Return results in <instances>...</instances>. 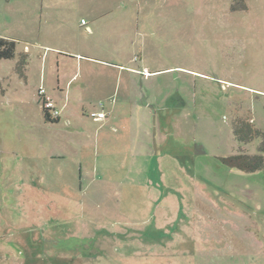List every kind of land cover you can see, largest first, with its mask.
I'll list each match as a JSON object with an SVG mask.
<instances>
[{
  "label": "rangeland",
  "instance_id": "obj_1",
  "mask_svg": "<svg viewBox=\"0 0 264 264\" xmlns=\"http://www.w3.org/2000/svg\"><path fill=\"white\" fill-rule=\"evenodd\" d=\"M128 1L103 0L90 33L79 23L92 25L91 11L74 0H0V36L16 41V56L0 59V264H264V172L222 160L260 153L263 137L238 142L233 124L264 132V0H152L140 19ZM38 42L107 62L76 63ZM107 63L153 83L140 109L142 82L133 87L146 142L90 144L80 157L67 124L44 121L37 91L80 126L82 111L114 101L95 88L85 102L78 88L60 97L57 80L101 83Z\"/></svg>",
  "mask_w": 264,
  "mask_h": 264
},
{
  "label": "crops",
  "instance_id": "obj_2",
  "mask_svg": "<svg viewBox=\"0 0 264 264\" xmlns=\"http://www.w3.org/2000/svg\"><path fill=\"white\" fill-rule=\"evenodd\" d=\"M74 1L76 2V8L79 10V12L81 9H84V11H86V12L88 10L91 11L90 17L93 20V24L89 25L87 20H85L84 24L81 21L79 24L86 26L87 32L93 33L95 31L94 25H95L96 20L98 18H101L103 15H105L104 14V7L100 6V8H99V5L103 4V0H81V2H79V0H74ZM151 1L152 0H129L128 3H130L132 5L133 10H132V7L130 8L129 6H128V8H125V9H128L129 12L132 10L133 14H135V18L140 19V18H142V15H141V8L143 7L142 5L147 6L150 4ZM137 4L138 5L140 4L141 7L136 8ZM42 11L43 10H41V16H43ZM144 11H146V10H144ZM144 11L142 13L143 15L145 14L144 18L145 17L148 18L149 16L146 14V12L144 13ZM110 12H111V10H110ZM52 17L57 19V20L65 19L63 17V14H60V13H56V15H54ZM82 19H84V18H81V20ZM6 38H9V37H6ZM38 45L43 47L44 51L46 49H49V52L56 53L59 55V57H62V58H71L76 63L81 62V61H79V59L81 60L83 57L86 59H89V60H94L95 62H99V63H106L107 62V61L103 60L102 58H94V56L83 55L80 52H69L65 49L59 48L57 46H53L54 44L45 45L41 42H38L37 46ZM39 49H42V48H39ZM39 56H41L40 58L43 59L42 54L40 55V53H39ZM56 59H57L56 62L58 63L59 59L58 58H56ZM25 65H28V63H26ZM92 66L93 65H88V67H89L88 69L92 72H95L96 69H94ZM118 66H124V65L119 64ZM118 66H117V64L107 63L103 69L104 71L107 70V72L105 71L106 74L102 73L101 75L105 74L109 78H108V80L103 81L101 83H98V82L96 83V81L94 79L91 80L90 78H87V80L85 79V80H82V81L77 83V82H75V76L76 75H73L71 78H69L67 80L65 86L63 87V86H60L59 80H57V84H56V87L54 89L57 92V95L60 97L64 94L69 95L71 93V91H68L67 88H72V89L78 88V92L81 94V100H84L82 102H85V100L89 98L90 90L92 88H95L94 92H96L99 96H103L100 99H106L107 98V99H113V101H114V104H111L106 110V112L108 113L107 118L104 120H101V121H95L93 119H90L89 113L93 112V111L88 112V111H85L83 108L84 111H82V113H81L83 116V121L81 122L82 125L76 126L72 122V121H74V117L67 112L64 113L63 107L60 104V101L55 100L51 96L53 98L54 102L57 103L55 105L59 110V115L57 118V122H47L45 120L44 121L47 123H50V124H60L62 122L63 123L65 122V124H67L66 127L68 128L65 131V134L67 135L65 140L74 144V146H75L74 149L80 151V153L78 154L80 157H82L83 149H85L86 147H90V144H98L102 147L103 150H105V149L110 150L111 148L121 149V147H124L123 149H125V150H129V149H131L132 145H134V143L136 141H140L141 143L146 142V136L148 135L147 132L144 130H141L140 128L135 129L134 125H133L134 119H136L139 116L144 119V118H146L145 116L148 114L145 111H140V112L135 111L136 110V109H134L135 95L133 92V87L135 86V84L137 82H142L140 84V86H142L141 91H140V94L142 95V99H141V101H136L139 103H135V104H139V105L141 103L144 104V106H142V105L139 106V109H140L141 107H147L148 106V99L150 98L149 94H151V92H150L147 95V93L144 90H142L143 86H149L151 88L153 83H151V81L147 80L144 77H142V79H140L139 81H137V80L134 81L132 79V77L140 74L138 71H132L131 75H130V73H127L126 76L124 78H122V76L124 74H121V72L124 73V70H122L120 72V69H118ZM114 67H117V69H118L117 73L114 71ZM99 71H100V69H99ZM140 71H142V70L140 69ZM153 72H157V71H153ZM24 77H25V75H24ZM87 87H88V93H85V90ZM64 89H66V90H64ZM81 119H82V117H81ZM88 120H91V121H88ZM69 122L70 123L72 122V125ZM89 122H92L94 124L99 123V122H101V123L96 124V125H90ZM110 124H115V125H117V127L111 128ZM140 136H143V138H140ZM144 149H145V147H144ZM65 156L66 155L64 153L61 154V153L54 151V154L52 157L64 159ZM85 161H87V160H85ZM85 161L82 160L81 158L77 160L80 177H82V174H83L82 173L83 166L87 165L85 163ZM134 162H135L134 159H132L131 161L125 160V162H123L122 165L135 166L136 163H134ZM96 171H97V169H96ZM126 172H128V171L126 170ZM93 238H97V236L96 237L93 236ZM100 239L104 240L103 235ZM87 256H88V258H93L94 254L88 253Z\"/></svg>",
  "mask_w": 264,
  "mask_h": 264
},
{
  "label": "trees",
  "instance_id": "obj_3",
  "mask_svg": "<svg viewBox=\"0 0 264 264\" xmlns=\"http://www.w3.org/2000/svg\"><path fill=\"white\" fill-rule=\"evenodd\" d=\"M16 56V41L6 37H0V59H12ZM25 54L22 55L18 63L19 66L23 65L26 60ZM19 68V67H17ZM44 120L47 122H57V118H52L49 112L42 107ZM233 133L238 142L247 143L257 136H262L263 141L259 145V154H236L222 158L223 162L228 166L237 168L246 172H255L262 170L264 172V132L254 128L248 121H237L233 124Z\"/></svg>",
  "mask_w": 264,
  "mask_h": 264
},
{
  "label": "built area",
  "instance_id": "obj_4",
  "mask_svg": "<svg viewBox=\"0 0 264 264\" xmlns=\"http://www.w3.org/2000/svg\"><path fill=\"white\" fill-rule=\"evenodd\" d=\"M81 22L84 24L85 20L82 19ZM37 95L39 97V101L50 114L52 118H56L59 115V110L55 105V102L53 98L50 96V94L47 93V91L40 87L37 91ZM108 113L106 111H93L89 113V117L92 118L95 121H101L107 118Z\"/></svg>",
  "mask_w": 264,
  "mask_h": 264
}]
</instances>
